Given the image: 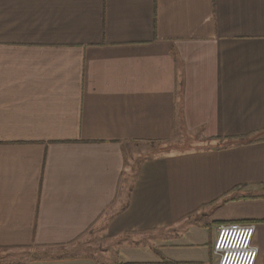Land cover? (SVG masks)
Segmentation results:
<instances>
[{
    "label": "crops",
    "instance_id": "obj_1",
    "mask_svg": "<svg viewBox=\"0 0 264 264\" xmlns=\"http://www.w3.org/2000/svg\"><path fill=\"white\" fill-rule=\"evenodd\" d=\"M194 133L264 137V0H0V252L39 255L13 264H216L228 224L264 264V139L148 154Z\"/></svg>",
    "mask_w": 264,
    "mask_h": 264
},
{
    "label": "rangeland",
    "instance_id": "obj_2",
    "mask_svg": "<svg viewBox=\"0 0 264 264\" xmlns=\"http://www.w3.org/2000/svg\"><path fill=\"white\" fill-rule=\"evenodd\" d=\"M207 138H204L202 134L194 133L190 136L175 137V139L169 143L156 145L153 149H149L150 155L161 154H176L183 150H204L212 146ZM145 152V150L143 151ZM144 156V154H142ZM115 242V240H114ZM109 241L104 238L100 231L96 228H92L79 240V243L84 248L88 249L85 254H91L98 257L100 253L107 254L108 257H112L117 242ZM35 249H13L0 252V264H8L17 261H23L25 259L37 258L39 255L35 252Z\"/></svg>",
    "mask_w": 264,
    "mask_h": 264
},
{
    "label": "built area",
    "instance_id": "obj_3",
    "mask_svg": "<svg viewBox=\"0 0 264 264\" xmlns=\"http://www.w3.org/2000/svg\"><path fill=\"white\" fill-rule=\"evenodd\" d=\"M253 228L240 224L219 226L213 243L216 264H254L257 252L251 245Z\"/></svg>",
    "mask_w": 264,
    "mask_h": 264
},
{
    "label": "trees",
    "instance_id": "obj_4",
    "mask_svg": "<svg viewBox=\"0 0 264 264\" xmlns=\"http://www.w3.org/2000/svg\"><path fill=\"white\" fill-rule=\"evenodd\" d=\"M263 139H264V137L262 138V136L257 137V136L253 135V136H237V137H208L207 141L210 143L215 142L214 146L221 147L224 143H226L228 146H231V145H239V144H246V143H250V142L261 141ZM225 201H227L226 198L221 199V202H225ZM210 206L215 207L216 202L211 203ZM125 237H128V236H125ZM27 248L28 247H24L21 249H27ZM11 264H13V263H11Z\"/></svg>",
    "mask_w": 264,
    "mask_h": 264
}]
</instances>
